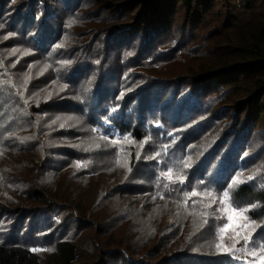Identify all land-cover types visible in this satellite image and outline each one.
<instances>
[{"label":"rangeland","instance_id":"374dc122","mask_svg":"<svg viewBox=\"0 0 264 264\" xmlns=\"http://www.w3.org/2000/svg\"><path fill=\"white\" fill-rule=\"evenodd\" d=\"M106 1L0 0V244L41 262L69 241L74 264L186 247L170 264H264V95L222 66L262 0L177 1L163 32Z\"/></svg>","mask_w":264,"mask_h":264},{"label":"trees","instance_id":"16d2710c","mask_svg":"<svg viewBox=\"0 0 264 264\" xmlns=\"http://www.w3.org/2000/svg\"><path fill=\"white\" fill-rule=\"evenodd\" d=\"M179 1L182 7L188 12L193 4L199 0H123L127 6L134 9L137 7V23L138 25L144 24L146 26L152 25L153 28L160 29L163 32L169 25V18L174 14L176 8V2ZM115 1L110 0L105 2L107 10L114 8ZM251 0H246L245 7L250 8ZM262 6H264V0H262ZM143 25V26H144ZM136 26V25H135ZM139 32V31H137ZM235 38L238 45L233 46V61L226 59L223 60L224 70L232 73L230 81L234 86L232 88L242 89L246 94H254V98L264 95V15L255 21H245L235 30ZM138 34V33H136ZM230 46V45H228ZM243 68V69H239ZM246 75L247 79L242 82L243 76ZM237 84V85H236ZM240 84V85H239ZM102 101H105L102 99ZM262 101L255 102V108L258 109L261 106ZM143 108V107H142ZM141 108V109H142ZM254 108V109H255ZM42 109V111H38ZM52 109V105L42 104V107L35 108L38 112H47ZM146 110V109H145ZM261 111V109L259 110ZM116 129L121 131H128L130 124L123 121L116 122ZM234 133H230L225 140H229ZM131 135L137 140L142 139V134L139 133L137 128H132ZM135 156L131 153L130 164L133 166ZM148 191V189H146ZM151 190V189H149ZM33 199L37 198L38 191L33 190ZM37 200V199H36ZM44 202V196L39 197L38 204ZM38 208V207H36ZM23 208L19 209L20 213H23ZM29 209H27L28 211ZM40 209H34V212L30 213L32 216L39 212ZM189 250V251H187ZM191 249L186 247V251L183 253H174L169 258H164L166 264H170L176 261L182 262L189 258ZM116 251L115 253H117ZM155 249L150 248L147 255H156ZM113 251V254H115ZM119 258H123V255L119 253ZM76 259L75 245L69 241H58L55 244V260L50 262L45 260L41 262L40 256L36 251L28 248L23 244L13 243L10 245L0 244V264H74ZM124 260V259H123ZM163 262V263H164Z\"/></svg>","mask_w":264,"mask_h":264},{"label":"snow or ice","instance_id":"6c2138e0","mask_svg":"<svg viewBox=\"0 0 264 264\" xmlns=\"http://www.w3.org/2000/svg\"><path fill=\"white\" fill-rule=\"evenodd\" d=\"M13 2H14V0H13ZM65 63H67V62H65ZM62 127H63V125H61ZM107 139V138H106ZM188 165L186 164L185 165V167H187ZM180 182H183L182 180L180 181ZM192 195H196V193H192ZM223 196L224 197H229V192L228 191H225L224 193H223ZM249 209H244V210H240V209H237V208H233L232 209V211L235 213V212H240V211H248ZM229 219H231V217H229ZM217 247H219V245H217ZM262 247H264V246H262Z\"/></svg>","mask_w":264,"mask_h":264}]
</instances>
